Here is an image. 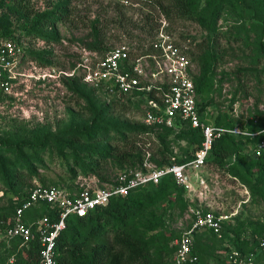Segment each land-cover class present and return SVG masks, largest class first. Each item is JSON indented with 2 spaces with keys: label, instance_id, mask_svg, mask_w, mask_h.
Listing matches in <instances>:
<instances>
[{
  "label": "rangeland",
  "instance_id": "obj_1",
  "mask_svg": "<svg viewBox=\"0 0 264 264\" xmlns=\"http://www.w3.org/2000/svg\"><path fill=\"white\" fill-rule=\"evenodd\" d=\"M58 1L60 0H24L23 4L32 14L50 10ZM61 1L64 3L65 15L54 24L57 38L55 42L49 43L24 36L18 14L3 10L8 30L23 41L25 62L31 77L26 86L18 88L19 95L2 107L0 136L12 133L20 137L42 129L56 135L89 123L91 116L87 113L82 95L89 96L97 104H106L107 101L80 80L76 65L82 54L93 52L101 56L121 45L133 54L146 52L159 27V21L164 19L158 10L145 5L142 0ZM203 1L199 6H203ZM1 11L0 9V15ZM0 19L5 23L4 18L0 16ZM164 21L170 38L185 45L187 56L196 59L199 54L196 45L205 42L206 33L190 21ZM249 21L246 11L241 10L238 5L233 9H223L211 43L218 58L213 83L209 92L198 98L199 104L207 106L209 122L217 113L225 114L232 123L238 125L239 131L246 128L248 122L261 120L264 123V57L255 49L254 34L245 33V25ZM262 36L264 41V35ZM195 70L197 71L196 66ZM127 97L128 95L122 97L114 104L108 103L107 117L122 124L143 125L144 103H138L136 98H130L127 102ZM149 128L150 131L146 134L127 138V144L129 140H133L132 154L136 151L150 155L157 152L160 147L158 136L163 134L153 127ZM174 134L165 139L167 153L180 158L186 155L188 147L184 139L176 138ZM111 136L112 133H109L105 147L111 150L115 158L107 159L97 175L85 176L93 179L99 186L111 184L121 170L136 168L135 165L129 166V161L118 162L129 147L116 138L111 139ZM233 141L236 154L225 162L240 168L243 163H237V159L249 163L254 157L251 155L252 142L239 136ZM40 158L44 166L37 167L32 177L24 172L20 173V183L15 193L6 191L0 183V212L11 208L34 183L71 189L78 177L85 178L77 173L70 179L68 165L65 164L70 163L71 153L67 151L61 158L54 153V149L47 148L40 153ZM153 158L155 162L152 164H155L158 155ZM253 170L254 167H250L249 171ZM196 176L198 181L193 175L185 187L147 210L154 214L158 230L164 234V250L153 252L154 249H150L153 264H172V241L191 223L188 208L231 214L227 229L233 228L238 232L239 238L249 241L252 240L254 227L264 224V202L257 197H250L247 188L239 181L229 182L225 175L217 172L209 163L197 170ZM245 177L252 180L254 175L246 173ZM133 224L142 228L139 221ZM224 245H233L224 234L221 237L205 232L196 234L194 248L198 262L213 264L218 261L226 264ZM6 256L7 252L0 248V264L6 262Z\"/></svg>",
  "mask_w": 264,
  "mask_h": 264
},
{
  "label": "trees",
  "instance_id": "obj_2",
  "mask_svg": "<svg viewBox=\"0 0 264 264\" xmlns=\"http://www.w3.org/2000/svg\"><path fill=\"white\" fill-rule=\"evenodd\" d=\"M23 1L0 0V9L2 10L0 16L5 19V23H2L3 19H0V39L21 40L7 28L6 13H3V10H7V12L18 14L23 27L21 33L24 36L39 38L45 43L55 42L57 33L53 26L65 15L63 1L55 2L50 10L32 14L24 7ZM142 1L150 8L158 10L165 20L190 21L206 33L205 42L196 45L199 52L196 59L189 58L197 68L196 74L192 77L197 99L208 93L213 83L214 68L218 58L211 43L215 35L217 21L224 8L233 9L235 5H238L241 10L246 11L250 21L245 25V33L254 34L255 49L264 57V41L262 40V35H264V0H204L203 6H199L202 0ZM101 51L103 52V50ZM31 57L33 58V56ZM150 94H147L148 97ZM136 95L138 96H128L126 101L129 102L130 98H136L138 103H142L145 93ZM82 97L85 99L86 110L91 118L89 123L83 124L77 129L60 132L56 135L42 129L34 130L30 135H20V137L12 133L0 136V183L6 191L16 192L20 183V173L24 172L32 177L35 175L37 167L44 166L40 153L47 148L54 149V153L61 158L64 157L66 151L71 153L70 163L65 164L68 165L67 173L71 180L77 173L82 177L97 175L107 159L115 158V155L111 154V150L105 147L109 133H112L111 139L116 138L129 147L127 152L118 159V162L126 160L129 161V166H136V168L127 170L140 167L144 154L137 151L132 154L133 140H129L128 144L126 141L128 137L146 134L150 128L144 125L122 124L108 118V103L114 104L120 100H109L106 104L102 102L97 104L89 96L82 95ZM199 107L203 111L207 106L199 104ZM211 122L215 127L226 130L238 127L236 123H232L225 114L221 113H217ZM263 126L264 123H261V120L248 122L247 127L240 132L255 134ZM155 129L163 134V136H158L160 147L157 152L149 154L152 163L155 162L153 156L158 155L154 164L157 167L169 164L170 158H173V162L177 164L186 162L199 148L201 134L198 129H191L186 124L181 125L177 130L164 127ZM173 133L176 138L186 141L188 151L183 157L175 158L167 153L165 139ZM238 136L251 141L252 147L261 138V135L246 136L222 133L212 142L205 164L209 163L217 169V172L227 175L229 179H225L229 182L239 181L242 186L247 188L250 197H257L261 202H264V155L253 157L249 163L237 159V163H245V165L240 164V168L225 162L236 154L237 149L233 140ZM250 167H254L252 172L249 171ZM246 173L253 174L254 178L247 179ZM181 188L175 185L170 176H166L157 184L133 189L126 196L111 197L106 205L95 208L84 217L69 216L65 221L64 229L55 239L56 260L59 264H153L150 249H154L153 252L164 250V234L158 230L154 214L147 210ZM25 195L26 191L11 208L0 212V230L9 225L14 209ZM40 214L47 215L51 222L55 221L53 212L44 207ZM135 221L141 222L142 228L135 227L133 224ZM204 232L214 236L210 231ZM237 233L233 228L228 230L227 223L222 226L221 235H226L233 242L232 246H227L246 254L255 250L257 238L264 237V224L254 227L250 241L239 238ZM0 248L7 252L4 264H38L36 238L21 247H18L17 241H12L8 245L2 243ZM223 248L226 250L225 245ZM192 253L196 256V262L192 264H201L200 261L198 262L194 243ZM263 253H257L256 262L264 261ZM9 258H12L11 263H8ZM213 264L220 263L215 261Z\"/></svg>",
  "mask_w": 264,
  "mask_h": 264
},
{
  "label": "built area",
  "instance_id": "obj_3",
  "mask_svg": "<svg viewBox=\"0 0 264 264\" xmlns=\"http://www.w3.org/2000/svg\"><path fill=\"white\" fill-rule=\"evenodd\" d=\"M159 23L146 52L133 54L124 45L101 56L84 52L76 65L80 80L97 94L100 93L107 102L145 93L142 124L171 130L186 124L191 129H198L201 134L199 148L188 161L177 164L170 158L169 164L161 167L152 164L149 154L145 153L138 169L119 171L115 180L107 186H99L88 177H78L71 189L34 183L14 209L9 225L0 230V245L17 241L18 247H21L36 238L38 264H59L54 249L55 239L64 229L69 216L84 217L95 208L106 205L109 198L126 196L129 191L157 184L166 176H170L175 185L185 187L191 172L205 165L212 142L220 134L261 135L251 153L254 157L264 155V126L255 134H247L237 128H218L209 122L207 110H200L198 104L192 82L196 74L195 65L187 56L185 45L170 38L164 19ZM28 73L23 41L0 39V112L9 100L19 95L18 88L26 86L31 77ZM148 93H151L149 97ZM37 206L53 212L55 221L51 222L47 215L40 214L31 222L24 223L23 214ZM188 213L191 217L189 227L172 241L173 264L196 262L192 253L195 235L210 231L214 236L221 237L222 226L232 217L231 214L197 208H188ZM225 247L226 264H264V261H255L257 253L264 252V237L257 238L255 250L246 254L227 245ZM11 262L12 258H9L8 263Z\"/></svg>",
  "mask_w": 264,
  "mask_h": 264
},
{
  "label": "crops",
  "instance_id": "obj_4",
  "mask_svg": "<svg viewBox=\"0 0 264 264\" xmlns=\"http://www.w3.org/2000/svg\"><path fill=\"white\" fill-rule=\"evenodd\" d=\"M193 175L195 176L196 181H198L199 178L196 176V171L195 172H191L190 177H192ZM225 176H226V179L227 178L229 179V177L227 175H225ZM40 211H41V207L40 206L39 207L38 206L37 207H33V208L27 210L23 214L22 220L24 221V223L31 222L32 220H34L35 218H37L40 215Z\"/></svg>",
  "mask_w": 264,
  "mask_h": 264
}]
</instances>
